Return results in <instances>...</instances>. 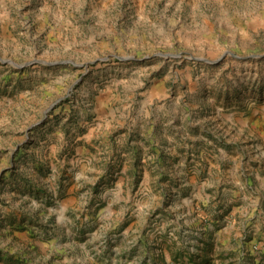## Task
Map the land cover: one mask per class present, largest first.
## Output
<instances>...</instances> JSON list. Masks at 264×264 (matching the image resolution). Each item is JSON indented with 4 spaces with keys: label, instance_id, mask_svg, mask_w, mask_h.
I'll return each instance as SVG.
<instances>
[{
    "label": "rangeland",
    "instance_id": "374dc122",
    "mask_svg": "<svg viewBox=\"0 0 264 264\" xmlns=\"http://www.w3.org/2000/svg\"><path fill=\"white\" fill-rule=\"evenodd\" d=\"M25 242L264 264V0H0V264Z\"/></svg>",
    "mask_w": 264,
    "mask_h": 264
},
{
    "label": "crops",
    "instance_id": "0c3cea01",
    "mask_svg": "<svg viewBox=\"0 0 264 264\" xmlns=\"http://www.w3.org/2000/svg\"><path fill=\"white\" fill-rule=\"evenodd\" d=\"M26 239L30 241V239L27 236L23 235L22 241L24 242L26 241ZM32 243L33 245H30V247H28L29 244L27 242L22 243L23 252L20 255L15 256V258H19L18 260L21 261V264H45L44 262L41 263L39 261L41 257L40 256L38 257L36 255L38 254L36 251L45 252L47 250L46 245L39 242H32ZM79 247H80V253H75L72 256H70V258H68L67 255L63 253L64 248L56 249L55 247L56 250L55 253H53L50 250L48 255L46 254V256H43L42 259H48L50 258L49 255H52L51 258L54 260L55 262L54 264H88L89 256H87V252L84 250L86 248V244L84 245L79 244Z\"/></svg>",
    "mask_w": 264,
    "mask_h": 264
}]
</instances>
